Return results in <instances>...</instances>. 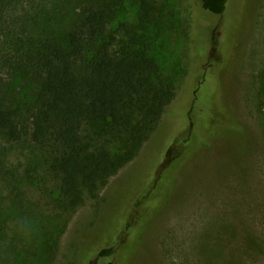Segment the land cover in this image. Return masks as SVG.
I'll return each instance as SVG.
<instances>
[{
	"label": "rangeland",
	"instance_id": "rangeland-1",
	"mask_svg": "<svg viewBox=\"0 0 264 264\" xmlns=\"http://www.w3.org/2000/svg\"><path fill=\"white\" fill-rule=\"evenodd\" d=\"M155 51L176 97L140 155L75 213L46 150L0 130V251L5 264H264V0H159ZM80 0H15L6 42L68 29ZM136 8L120 12L135 21ZM0 44V49H1ZM8 106H33L39 82L0 61ZM177 150L176 155H172ZM114 247L107 257L105 248Z\"/></svg>",
	"mask_w": 264,
	"mask_h": 264
},
{
	"label": "trees",
	"instance_id": "trees-1",
	"mask_svg": "<svg viewBox=\"0 0 264 264\" xmlns=\"http://www.w3.org/2000/svg\"><path fill=\"white\" fill-rule=\"evenodd\" d=\"M14 1L0 0V61L37 80L39 88L25 110L5 104L10 88L0 81V130L12 142L29 137L46 150L65 209L75 213L140 155L176 97V85L155 55L165 28L160 3L80 0L78 20L68 29L8 45ZM228 1L202 4L223 14ZM131 7L137 19L114 27L118 14ZM2 231L0 226V239ZM59 250L60 234L52 232L43 242L41 264H56ZM114 252L105 248L101 255ZM3 258L0 251V264Z\"/></svg>",
	"mask_w": 264,
	"mask_h": 264
}]
</instances>
